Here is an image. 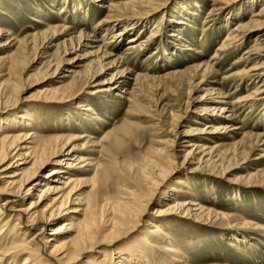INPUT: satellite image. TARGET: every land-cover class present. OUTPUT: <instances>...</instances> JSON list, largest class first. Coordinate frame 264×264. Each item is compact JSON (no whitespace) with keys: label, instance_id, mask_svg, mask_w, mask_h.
Here are the masks:
<instances>
[{"label":"rangeland","instance_id":"374dc122","mask_svg":"<svg viewBox=\"0 0 264 264\" xmlns=\"http://www.w3.org/2000/svg\"><path fill=\"white\" fill-rule=\"evenodd\" d=\"M104 1L108 4L126 0ZM251 1L256 2L255 6L250 9L245 6L234 19L231 18L241 2L248 4ZM241 2L232 3L227 10L208 17L206 11L209 0H156L150 20L137 23L134 28L117 36V39L115 37L123 25L113 26L109 32L115 33V52L125 56L123 66L131 71V78L136 74L141 76L137 83L130 80L123 88L117 89L125 98L117 97L115 90L109 94H84L75 101L72 92L77 89V93H81L79 86L84 81L83 74L95 65L97 55L81 60L77 76H64L66 73L62 68L56 69V62L65 47L64 36L58 32L43 33L26 47H18L12 42L9 47L0 50V57L6 58L4 70L0 73V85L3 82L0 90V125L6 127L5 133L15 132L16 126L25 127L23 130H32L39 139L83 132L88 134L91 142L85 143L76 152L101 165L98 170L104 169L105 173L93 181L89 177L93 175L94 166L88 167L89 172L83 175L87 179L80 184L84 186L80 197L93 195L99 196L101 200V194L114 198L120 191L144 192L143 179L148 170L146 161L165 158L170 154L165 165H169L168 169L170 167L173 172L165 186L158 189L155 199L157 205L159 201L165 202L174 196L190 197L206 207L229 215L226 220L211 219L206 226L180 217L159 218L161 225L176 238L175 244L184 249L185 255L181 261L188 259L191 264H264V181L260 180L264 179V142L252 146L254 140L250 136L257 133H263L264 136L262 103L248 107L242 100L234 106L237 115L234 123H240L242 127L236 133L229 136L224 134L209 141L199 137L198 142L209 147L203 153L195 154L197 157L203 155L200 163L193 158L185 160L183 151L184 135L196 137L184 133L196 125L192 116L193 110L200 104L195 101L197 97L208 90L218 89L228 95L224 100L245 99L256 85L264 82V78L261 81L256 79L254 86L245 83L246 80H240L247 76L250 67L257 64L238 62L242 53L255 43L252 36L256 34V29L239 47L233 45L225 54L211 59L215 48L225 39L238 18L247 20L261 3L264 4V0ZM96 4L92 0H0V24L9 28L12 36L21 39L26 34L43 30L48 23L54 24L58 13L65 15L64 10L68 8L70 12L66 16L72 22L70 26L77 31L92 30L95 36L100 37L105 27L101 19L107 10L98 8ZM76 5L81 8L74 12ZM196 6L200 8L198 11H195ZM128 15H132V12H128ZM158 24H162L163 28L155 32ZM151 32L156 36L151 44L132 51L125 50L134 35L138 39H145ZM178 34L184 40L178 39ZM160 39L164 43L161 46L158 44ZM188 46L197 48L201 54L194 55V52L186 50ZM162 47L166 48V53ZM88 51V48L83 47L77 55L81 57ZM206 61L215 64L201 75L193 76L185 70L193 64ZM122 67H105V72L98 75L97 81L114 75ZM58 89L66 91L68 97L71 95L68 99H72L61 100L57 104L43 102L52 91ZM93 89V86H89L85 90L88 92ZM123 90H131L130 100H126L128 94ZM89 105L95 110L92 114L86 113L85 108ZM108 130L113 132L112 136L94 145ZM244 133H249L248 137ZM175 135L178 137L177 143L173 144L171 141ZM85 140H76L74 143L82 144ZM156 152L161 155L156 156ZM15 169L11 168L9 173ZM179 180L184 184L178 183ZM94 182L95 189L90 190ZM36 200L35 196L25 197L21 206L27 207ZM50 201L46 200L39 209L43 210ZM155 205L151 203L145 207L147 212L150 213ZM77 217L79 219L80 216ZM68 220L60 218L51 222L43 230V240L49 237L52 228ZM139 222L134 232H128L131 231L128 228L117 235L122 239L112 246L107 240L98 247L100 249L96 247L97 243L94 244L92 247L96 248L82 259L95 254L101 258L115 255L113 260L116 261L119 256L125 257L130 250L135 251L132 245L134 239L145 232L149 224L146 217ZM113 247L116 249L112 254L110 248ZM143 253L141 260L144 264H177L163 252L146 250ZM136 258L137 255H134L131 260L137 261Z\"/></svg>","mask_w":264,"mask_h":264},{"label":"bare ground","instance_id":"6f19581e","mask_svg":"<svg viewBox=\"0 0 264 264\" xmlns=\"http://www.w3.org/2000/svg\"><path fill=\"white\" fill-rule=\"evenodd\" d=\"M71 1L77 2V0ZM155 1L126 0L105 4L104 0H92V2L97 3L98 8L107 10V14L101 19V22L105 23V27L100 37L95 36L91 32L92 30L90 32L77 31L70 26L72 22L66 16V13L70 12L68 8L64 10L65 15L58 13L59 16L53 22L54 24L48 23L43 30L26 34L21 39L12 36L9 33V28L7 29L6 26L0 24V50L9 47L12 42L16 43L18 47H26L30 41L36 40L43 33L54 34L58 32L60 36H64L63 43L65 47L56 62V69L62 68L64 74L66 73L64 76H72V78L77 76V67L81 65L79 64L81 60L97 55L95 65L83 74L84 81L79 86L81 93H77V89L72 92V98H75V101L84 94H109L115 90L117 97L125 98V96L120 95L117 89L123 88L130 80L137 83L141 76L136 74L131 78V71L123 66L125 56L122 57L115 52L116 45L113 43L117 36L124 31L134 28L139 22L145 23L150 20L152 6L156 4ZM238 1L241 2L242 0H209L206 14L208 17L215 15L221 10H227L232 3ZM261 1L259 0V2ZM241 3L239 8L234 10L231 18L234 19L239 10L245 6V8L250 9L256 4L255 1L248 2V4ZM80 8L81 6L76 5L74 12L79 11ZM199 9V6H196L195 11ZM184 11L187 12L185 8ZM195 11L194 14H196ZM128 12H132V15H128ZM123 22L125 23L122 24ZM116 25L123 26L114 40L115 33L109 31ZM162 26V24H158L155 32L161 30ZM255 29L257 30L256 34L252 36L256 40L255 43L245 50L238 60V62L257 63L247 70V76L240 78V80H246L245 83L252 85H256V79L261 81L264 78L263 3L247 20L243 21V19L238 18L234 27L228 35L226 34L225 39L215 48L216 51H214L215 53L211 58L215 59L221 53L222 55L225 54L233 45L239 47ZM177 37L184 40L181 34H178ZM155 38L153 32L145 39H138L134 35L126 45L125 50L132 51L143 45H149ZM158 44L163 45V40H158ZM83 47L88 48L89 51L78 57L77 52ZM161 49L163 52L166 51L165 47ZM186 50L194 52V55L201 54V51L197 48L190 46ZM5 61V57H0V73L4 70L3 63ZM214 64L215 62L211 63V61L198 62L185 70L191 72L193 76L201 75L205 71L211 70ZM105 67L107 69L122 67V69L120 68L121 70L116 71L115 74L113 73L114 75L108 78L97 81L98 75L104 71ZM185 70L182 72H185ZM224 78L227 79V77ZM93 82L95 83L92 84ZM2 86L3 82L0 85V90ZM89 86H93L94 89L87 92L85 89ZM124 92L128 94L126 100H130L131 90H125ZM67 94L66 91L54 90L43 102L57 104L61 103V100L72 99H68L71 95L68 97ZM227 96L218 89H211L196 98L195 101L200 102L193 110L194 115L192 117L196 125L190 128L189 131H185L186 133L183 132L184 134H194L196 137L182 133L184 135L183 151L185 160L193 158L197 159V163L203 160V155L197 157L195 154L209 147L199 143V137L209 141L224 134L229 136L242 128L240 123H234V120L237 119L234 106L238 102L244 100V104H248V107H252L256 103H262L264 108V82L256 85L245 99L224 100L223 98H227ZM85 110L86 113L90 114L95 111L90 105ZM262 126L264 127V122ZM5 128L0 125V264H144L141 257L146 250L163 252L169 255L177 264H191L188 259L181 261L185 255L184 249L175 244L176 238L171 236L165 226L161 225L159 218L180 217L189 219L195 224L206 226L208 222H211V219L226 220L229 217V215L206 207L190 197L174 196L170 200L166 199L165 202L159 201L160 203L158 202L157 205L155 199L158 195V189L165 186L168 181L167 178L173 172L170 171V167L168 169L169 165H165V161L170 159V154H167L165 158L146 161V169L148 170L145 171L147 175L143 179L145 181L144 192L142 190L139 193H133L129 190V192L120 191L114 198L101 194V200H99V196L94 197L93 195L80 197L84 188L80 184L87 179L83 175L89 172L88 167L94 166L93 175L89 177L93 181L94 178L105 173L104 169L98 170L101 165L93 162L88 156L78 155L76 152V150H81L85 143L91 142L88 134L83 132L72 136L55 135L39 139L32 130H23L25 127L16 126L17 130L15 132L6 133ZM112 133L110 130L104 131L103 136L99 141L94 142V145H98L102 139L106 140V138L111 137ZM244 134L248 137L249 133ZM244 134L243 136H245ZM250 136H253L254 140L252 146L264 142L263 133L250 134ZM177 138V135H175V141L172 140L171 142L176 144ZM82 139H86L84 143H74L76 140ZM155 155L160 156L161 153L156 152ZM13 167L16 169L9 173V170ZM155 177L158 179L155 180ZM260 180L264 181V179ZM178 183L184 184L182 180H179ZM90 187V190H94L95 182ZM28 196H35L37 200L30 202L27 207L21 206L23 199ZM48 199L51 200L50 203L43 210H40L39 207ZM151 203L156 205L149 213L145 207ZM77 215L80 216L79 219ZM144 217L149 221V224L146 231L140 233L134 239L132 245H134L135 251L130 250L128 254L124 253L126 254L125 257L117 256L116 261L113 260L115 255L110 258L107 255L101 258L95 254L82 259L92 249L102 246V243L106 240L110 241L108 244L112 246L114 242L122 239L118 238L117 235L126 229H131V231H128L130 233L134 232L139 227V220ZM60 218H69V220L52 228L49 237L43 240L42 233L46 226ZM98 238L102 240H98ZM96 243V247H92ZM115 249V247L110 248V252L112 251L113 254ZM134 255H137V261L131 260Z\"/></svg>","mask_w":264,"mask_h":264}]
</instances>
